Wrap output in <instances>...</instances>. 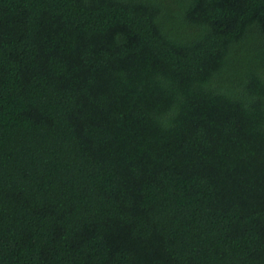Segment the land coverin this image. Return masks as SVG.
<instances>
[{"label": "trees", "instance_id": "trees-1", "mask_svg": "<svg viewBox=\"0 0 264 264\" xmlns=\"http://www.w3.org/2000/svg\"><path fill=\"white\" fill-rule=\"evenodd\" d=\"M0 264H264V0H0Z\"/></svg>", "mask_w": 264, "mask_h": 264}]
</instances>
